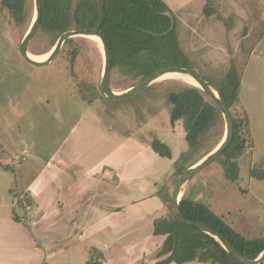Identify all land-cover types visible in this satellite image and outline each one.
Instances as JSON below:
<instances>
[{
    "label": "crops",
    "instance_id": "1",
    "mask_svg": "<svg viewBox=\"0 0 264 264\" xmlns=\"http://www.w3.org/2000/svg\"><path fill=\"white\" fill-rule=\"evenodd\" d=\"M163 1L174 12L178 42L189 59L222 62L223 77L230 66L222 45L226 27L217 12L204 14L208 0ZM210 1L221 7L225 2ZM231 1L234 28L246 29L233 50L241 87L238 67L246 66L250 55L246 51L264 38V0ZM231 39L236 40L233 33ZM185 41L201 50L190 53ZM120 99H106L102 105H88L84 100L83 115L50 152H26L25 148L20 152V145L8 151L4 146L7 152H0V165L5 174L15 175V193H26L31 209L26 224L18 213H6L0 205V264H45L47 254L76 245L102 264H157L166 257L156 256L165 235H154L152 228L153 221L168 211L176 160L171 159L172 152L170 158L160 156L143 134L135 136L143 128L126 131L133 119L126 118L125 112L134 114V110L128 105L121 113L113 111ZM180 123L171 125L175 134ZM177 135L185 137L180 130ZM165 138L162 142L169 145ZM14 214L19 221L13 219ZM46 236L56 246H42L40 240ZM92 238L99 239L87 243Z\"/></svg>",
    "mask_w": 264,
    "mask_h": 264
},
{
    "label": "rangeland",
    "instance_id": "2",
    "mask_svg": "<svg viewBox=\"0 0 264 264\" xmlns=\"http://www.w3.org/2000/svg\"><path fill=\"white\" fill-rule=\"evenodd\" d=\"M219 2L222 4L223 1ZM206 4L212 9V13L217 12L216 17L224 22L226 30L222 34V45L224 51L228 52L230 64L233 61L236 65L233 58L234 46H239L240 35H244L246 29L234 28V14L229 12L233 6L231 0H225L222 7L216 6L210 0ZM33 14L34 1L30 0L27 20L18 24L9 11L0 5V143L8 151H14V146L16 149L20 145L21 149L17 150L20 152L24 148L26 152H50L62 140L71 125L83 115L84 100L88 105L94 102L102 105V102H106L101 90L103 50L92 38L76 36L69 38L72 41L67 39L54 60L44 66L32 65L22 58L19 46L31 24ZM201 32L202 29L198 33ZM232 33L236 40L231 39ZM54 44L52 45L51 36L38 28L28 44V52L44 55ZM185 46L190 53L201 50L199 46L190 44V41H185ZM74 48L78 49V53L75 59L71 60L70 54ZM246 52H250L246 57V66L240 69L238 67L239 72L242 71L239 101L230 109L233 117L236 116L241 122L246 118L249 124V134L241 127V138L245 142L241 154L235 159L238 167L237 179L228 180L223 171L222 159H216L184 185L181 196L187 195L194 201H207L236 231L248 238H255L264 236V179L250 175L253 166L264 165V38L255 43L251 51ZM193 58L191 61L196 66L194 69L200 74L221 78L222 62ZM242 62L240 58V63ZM173 79L176 82L170 81ZM177 81L183 82L171 77L155 82L131 96L120 99L113 110L121 113L123 106L129 105L128 107L133 108L134 114L132 111L125 112L126 118L133 119L126 131L129 128L130 131L136 127L143 128L135 136L143 134L150 142L154 139L166 140L167 137L172 152L171 159L176 162L186 149L185 137L179 138L177 133L180 130L185 136V130L179 120L181 123L176 129V134L174 133L170 122L172 107L165 97L168 91L177 90L183 85ZM132 82V79L111 70V87L114 91H124ZM79 84L81 89H78ZM221 117V125L217 122L211 126L214 137L204 140V148L197 154L198 157L205 156L222 140L225 122L222 114ZM135 119L141 124H136ZM9 124L12 128H9ZM3 158L2 162H5V156ZM24 177L16 176V179ZM174 180L175 183L176 176ZM11 189L15 190L10 191ZM185 189H188V192ZM16 191L15 175L10 171L5 174V168L0 165L1 208L9 214L15 211L24 219L26 213L13 206V201L17 198ZM43 239L40 240L42 246H56L50 236ZM93 239L99 238L88 239L87 243L90 244ZM78 247L81 248L80 245L70 246L63 252L57 250L56 253L47 254L45 264H86L92 255L89 256L86 250L80 252ZM187 264L212 263L191 261Z\"/></svg>",
    "mask_w": 264,
    "mask_h": 264
},
{
    "label": "trees",
    "instance_id": "3",
    "mask_svg": "<svg viewBox=\"0 0 264 264\" xmlns=\"http://www.w3.org/2000/svg\"><path fill=\"white\" fill-rule=\"evenodd\" d=\"M29 3L30 0H0V5L9 11L18 24L27 20ZM41 3L42 12L38 28L51 36L52 45L60 34L68 30L79 28L98 30L108 43L111 70L132 79L129 87L161 68L169 66L196 68L180 47L174 12L163 0H41ZM203 11L207 16L212 14V9L208 5ZM77 53V48L71 51V60L75 59ZM201 76L214 85L230 109L238 103L240 77L233 61L221 78H212L202 73ZM179 83L183 85L177 90L168 91L165 97L172 107L170 122L173 125L179 120L182 121L187 143L186 150L175 163L176 179L188 166L199 160L201 156L198 157L197 154L202 152L204 140L213 139L211 126L217 122H220V125L222 123L219 108L213 100L199 87ZM79 88L81 89L80 84ZM233 118L232 140L217 158L222 159L225 177L231 181L237 179L238 167L235 159L244 148L241 127L249 134L246 118L244 117L243 122L237 120L236 116ZM151 146L160 156L171 157L169 146L159 139H154ZM262 167L263 164L253 166L250 175L264 179ZM167 202V213L153 221L152 233L165 235L156 256L166 257L157 264H185L191 261L244 264L233 258L208 234L180 222L172 211L169 198ZM179 207L185 218L216 229L245 257L255 259L263 251L264 236L248 238L236 231L226 218L216 214L209 204L182 195ZM13 219L20 220L15 214ZM86 264L102 263L92 257Z\"/></svg>",
    "mask_w": 264,
    "mask_h": 264
},
{
    "label": "water",
    "instance_id": "4",
    "mask_svg": "<svg viewBox=\"0 0 264 264\" xmlns=\"http://www.w3.org/2000/svg\"><path fill=\"white\" fill-rule=\"evenodd\" d=\"M34 1V14L31 21V24L24 35L20 46L19 52L22 58L35 66H44L48 63L52 62L54 58L59 53L63 43L72 37L76 36H84L96 37L103 50L104 56V63H103V71H102V78H101V90L104 97L108 100H116L120 98H125L135 94L136 92L148 87L149 85L160 81L159 79L166 74L171 73H182L190 76L194 81L195 85L199 87L204 94H206L211 100L215 102L217 107L219 108L220 113L222 114L225 122V132L222 140L220 143L209 153L205 156L197 160L195 163L188 166L177 178L176 182L173 185L171 196H170V205L172 207V211L175 216L178 218L180 222L188 226H194L198 230L208 234L212 238H214L225 250L229 253L233 258L237 259L238 261L244 264H263L264 262V249L263 251L255 258L249 259L241 254L237 249H235L216 229L199 223L195 221L188 220L185 218L180 210L179 203L182 194V188L184 185L199 171L204 169L205 167L209 166L213 163L229 146L234 131V118L230 108L227 106L226 102L222 98L219 91L212 85L209 81L204 79L200 72L194 68H186L180 66H169L165 68H161L154 73L150 74L149 76L145 77L141 81L137 82L136 84L130 86L129 88L125 89L124 91L116 92L111 87V55L110 50L108 47V43L106 41L105 36L94 28H79L68 30L60 34L57 38L53 48L48 52V56L43 60H35L30 57V53L28 52V44L31 38L36 33L40 19H41V12H42V3L41 0H33Z\"/></svg>",
    "mask_w": 264,
    "mask_h": 264
},
{
    "label": "bare ground",
    "instance_id": "5",
    "mask_svg": "<svg viewBox=\"0 0 264 264\" xmlns=\"http://www.w3.org/2000/svg\"><path fill=\"white\" fill-rule=\"evenodd\" d=\"M88 38H92L94 41H96L98 44H100L99 40L94 37V36H90ZM48 56V53L44 54V55H36V54H31L30 53V57L35 59V60H43L45 59L46 57ZM175 78L177 80H181L183 81L184 83H188V84H193L195 85V81L188 75L186 74H182V73H171V74H166V75H163L159 80H164L166 78ZM174 80V79H173ZM196 86V85H195Z\"/></svg>",
    "mask_w": 264,
    "mask_h": 264
},
{
    "label": "built area",
    "instance_id": "6",
    "mask_svg": "<svg viewBox=\"0 0 264 264\" xmlns=\"http://www.w3.org/2000/svg\"><path fill=\"white\" fill-rule=\"evenodd\" d=\"M4 151V146L0 143V152ZM27 194L26 193H22L20 195L17 196V198L14 201V208L15 209H22V211L24 213H26V216L24 218V222L26 224L29 223V211L31 209L30 204L27 201Z\"/></svg>",
    "mask_w": 264,
    "mask_h": 264
}]
</instances>
